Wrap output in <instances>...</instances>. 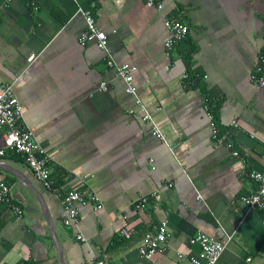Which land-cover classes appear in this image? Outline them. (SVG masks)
<instances>
[{
  "label": "crops",
  "instance_id": "1",
  "mask_svg": "<svg viewBox=\"0 0 264 264\" xmlns=\"http://www.w3.org/2000/svg\"><path fill=\"white\" fill-rule=\"evenodd\" d=\"M162 1L158 10L144 0H0V85H13L25 123L50 155L54 181L71 175L86 199L94 193L103 203L101 210L80 203L78 225H64L63 182L61 191L48 189L7 149L0 181L11 200L0 203V264H89L100 257L190 264L199 249L190 239L199 230L232 237L217 264H264V211L242 202L258 186L250 173L264 172V89L251 80L264 47V0ZM81 10L93 12L115 59L136 66L138 95L164 138L144 120L105 51L96 41L79 43ZM171 14H182L190 31L168 58L164 17ZM197 69L201 84L188 85L185 74ZM205 92L219 97L218 123L232 129L240 157L213 140ZM235 119L241 128L233 129ZM145 195L147 207L136 209ZM162 220L171 232L167 252L142 257L141 243ZM123 227L131 238L121 236Z\"/></svg>",
  "mask_w": 264,
  "mask_h": 264
},
{
  "label": "built area",
  "instance_id": "2",
  "mask_svg": "<svg viewBox=\"0 0 264 264\" xmlns=\"http://www.w3.org/2000/svg\"><path fill=\"white\" fill-rule=\"evenodd\" d=\"M12 0H4L5 3H9ZM148 6L155 7L158 10L163 9L162 0H144ZM85 17L86 29L79 37V43L84 46L91 41H96L98 46L106 53V63L109 67L116 71V74L121 78L125 84V91L134 95L136 103L140 107V111L143 114L145 121L152 123L153 132L158 136L164 138L163 133L155 123L148 108L142 102L138 95V89L134 82V73L136 66L127 62H118L113 52L109 47V40L107 34L102 31L96 22L95 16L91 10H81ZM164 24L169 32V36L166 38L164 47L165 54L168 58H171L173 52L183 41L190 31L189 24L182 18V14H171L164 17ZM35 55H31L32 60ZM186 77V74H185ZM252 82L259 88L264 89V47L259 51L257 55L252 73ZM107 88V83L102 82L101 89ZM209 119V126L213 140L217 144H224L231 148L233 154L236 157L241 156V151L237 150L232 142V135L230 132L221 133L219 126L216 122L214 114L210 111L209 106H204ZM233 129L241 128L239 122L235 119L232 121ZM0 132L4 133L5 148L0 149V155H4L7 149L15 150L20 153L25 162L31 168L35 177L41 181L45 187L57 191L58 188L53 186L52 171L50 155L41 143L35 138L34 131L24 121V107L19 101L14 87L11 83H2L0 85ZM264 159V154H263ZM258 186L255 192L242 196V202L247 206L248 210H264V172L252 171L250 173ZM73 177L69 175L66 178V182L59 191H61L62 203L64 211L62 214V222L66 226L75 227L80 221V203H85L86 200L92 202L96 210L103 208V203L97 194H91L89 197L83 195L79 190L76 182L73 181ZM75 180V179H74ZM152 194L151 196H154ZM149 196H141L135 202L136 209L144 210L147 207ZM201 197V195H198ZM10 187L4 182L0 181V203L10 202ZM14 211L17 215L22 214L20 206L13 205ZM121 236L124 238H131L132 231L128 227L121 228ZM171 232L169 229V223L167 220H162L156 227L155 232L149 236L139 247V251L142 257L152 258L156 254L166 253L169 248ZM77 238L86 241L87 239L79 234ZM231 236L227 239H220L203 230H199L191 239L192 245L199 247L196 254L190 255V264H217L221 259ZM180 258H184L185 255L179 253ZM89 264H111L105 258H97L91 261Z\"/></svg>",
  "mask_w": 264,
  "mask_h": 264
},
{
  "label": "trees",
  "instance_id": "3",
  "mask_svg": "<svg viewBox=\"0 0 264 264\" xmlns=\"http://www.w3.org/2000/svg\"><path fill=\"white\" fill-rule=\"evenodd\" d=\"M195 49H196L195 45H192V48L188 51V55H189L188 57H191V55L194 53ZM202 77H203V73L199 69H197V70L192 71V72H187L185 80H186L188 85H191V86L192 85H199V84H201ZM219 102H220V99L217 95H215L213 93H208V92L204 93L203 106H205L206 104L209 106L210 111L215 116L216 122L219 126L221 133L230 132L231 135H234V133L232 132V129L231 130H223L218 123V119H217L218 115L217 114H218ZM11 151L14 152L15 154L21 155L20 153H17L15 150H11ZM66 175H65V180L63 179L64 181L62 180V178L64 177V174H63L62 178L60 177L59 183L55 182L54 179L52 178L53 186L58 188V189H61L62 188V187H60L61 183L63 182V184H65V182H66ZM63 184H62V186H63ZM20 264H30V263L25 261V262H22Z\"/></svg>",
  "mask_w": 264,
  "mask_h": 264
}]
</instances>
